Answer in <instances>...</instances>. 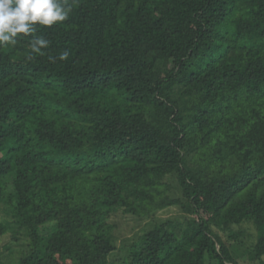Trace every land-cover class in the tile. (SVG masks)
Instances as JSON below:
<instances>
[{"label":"trees","instance_id":"1","mask_svg":"<svg viewBox=\"0 0 264 264\" xmlns=\"http://www.w3.org/2000/svg\"><path fill=\"white\" fill-rule=\"evenodd\" d=\"M65 2L68 20L36 26L44 56L28 61L22 35L0 48V235L26 241L17 264H238L245 225L264 264V0ZM172 206L183 219L110 261L114 213Z\"/></svg>","mask_w":264,"mask_h":264},{"label":"clouds","instance_id":"2","mask_svg":"<svg viewBox=\"0 0 264 264\" xmlns=\"http://www.w3.org/2000/svg\"><path fill=\"white\" fill-rule=\"evenodd\" d=\"M72 11L65 0H0V48L15 47L18 37H32L28 42L30 49L28 61L35 56H44L50 41L36 36V26L49 28L65 22ZM70 50L65 49L56 57L49 56L55 62L66 61Z\"/></svg>","mask_w":264,"mask_h":264},{"label":"rangeland","instance_id":"3","mask_svg":"<svg viewBox=\"0 0 264 264\" xmlns=\"http://www.w3.org/2000/svg\"><path fill=\"white\" fill-rule=\"evenodd\" d=\"M2 217L3 214L0 209V220ZM181 219H183L182 212L179 207L175 206L160 210L151 218H138L124 214L122 211L114 213L109 222L114 226L113 236L116 251L110 256V261H122L125 250L136 242L145 231L149 230L155 222ZM43 231L47 230L43 229ZM232 231L244 232L243 245H238V264H260L251 260L247 253L250 244L255 240V229L245 225L241 227L235 226ZM221 236L228 245L234 243L227 238V235L221 233ZM26 244L24 239H20L17 243L13 242L9 233L0 235V264H17L18 260L28 251Z\"/></svg>","mask_w":264,"mask_h":264}]
</instances>
